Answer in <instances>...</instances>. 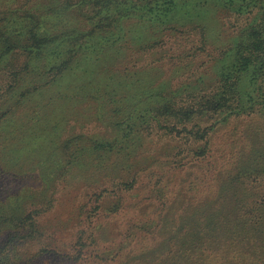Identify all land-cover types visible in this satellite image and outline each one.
<instances>
[{"label":"trees","instance_id":"1","mask_svg":"<svg viewBox=\"0 0 264 264\" xmlns=\"http://www.w3.org/2000/svg\"><path fill=\"white\" fill-rule=\"evenodd\" d=\"M229 14L244 19L232 32L220 20ZM242 119L264 123V0H0V177L43 184L0 199V238L44 240L50 218L40 216L58 191L57 205L64 195L77 203L86 188L93 211L109 202L103 210L116 213L144 173L183 160L160 161L165 151L186 148L201 167L208 139ZM90 122L103 131H76ZM250 130L241 139L251 148L204 170L217 175L213 223L162 204L161 238L172 243L163 264H222L234 250L241 257L232 264H264V139ZM187 136L195 142L186 147L168 142ZM165 181L150 188L157 199ZM13 247L0 250V264L40 255L14 261Z\"/></svg>","mask_w":264,"mask_h":264},{"label":"rangeland","instance_id":"2","mask_svg":"<svg viewBox=\"0 0 264 264\" xmlns=\"http://www.w3.org/2000/svg\"><path fill=\"white\" fill-rule=\"evenodd\" d=\"M220 20L222 29L228 32H232L244 21V19H238L233 14L221 15ZM175 45L174 43L169 48L170 51L175 49ZM246 127H250L251 132L259 133L264 139L263 122L251 119H242L241 124L231 122L229 126L216 133L212 140L208 139L211 143V150L208 153L207 161L200 164L201 167L191 165L193 156L186 148L181 149L179 152H177L178 150H173L171 152L173 154H167L165 151L160 157V161L172 159L174 154H176L175 158H182L183 160L181 162L168 163L162 169L154 168L152 172L144 173L136 188L125 194L123 208L116 213L104 211L109 207V202L103 204L104 210L100 208L93 211L96 203L93 202V198L88 199L87 197L93 191L82 187L84 190L80 188L81 190L77 192V203H73L71 195H64L65 198L63 197L61 205H57V200L64 194V192L58 191L52 195V198L54 197L52 201L53 207L40 216L42 219L50 218L47 221H42L47 223L42 227L44 240L41 239L40 243H33L34 240H31V242L30 240H22V238L12 240L10 234L5 233V236L0 238V250L8 251V248L14 245L12 253L8 255V259L21 260L23 262L28 258L32 260V255L39 253L40 255L36 256L29 264H89L92 262L94 264H147L148 262L150 264H163L172 243L168 242L169 238L166 239L167 242L161 238V232L166 230V225H169V223L165 224L164 220L160 218L161 213L166 212L162 204L165 201L169 202L170 199L171 202H175L169 210L171 214L184 215V212L188 211L189 215L194 218H192L194 223L196 221L203 224L213 223L218 213L213 202H208V200L216 194L217 186L215 187V183L217 181L215 182V180L217 175L215 176L213 173L205 174L204 170L208 168L209 164L216 162L229 163L235 160L237 157L235 152L239 147L241 145H249L247 140L241 139ZM76 131L96 134L102 132L103 129L97 126L96 123L90 122L85 124L83 128L76 127ZM160 142L162 141L157 139L155 148H157V145L162 144ZM168 142L178 145L179 143H184L186 147L195 141L187 136L185 138L169 137ZM248 147L251 148L250 145ZM157 174L160 177L162 175V178H157ZM208 175L212 178L208 179ZM166 179L171 181L169 188L165 189V193L161 196L162 198L157 199L150 192V188L156 181L166 184ZM21 187H30V189L37 192L42 190L43 184L41 185L35 175L19 180H14L10 177H0V199H3L8 194H16ZM207 187H210V190ZM177 191L179 194L176 193ZM86 209H89L87 215L91 211L93 212V214H90V218H81V216L75 218L76 213ZM63 214L64 217H61L60 222L56 223L59 218L57 216H62ZM70 214L79 223L71 222V218L67 220ZM53 216H56L55 221L52 219ZM190 216L185 215V217ZM184 218L179 220L181 223L177 221L176 225L177 228H181L183 231L189 225L183 220ZM163 223L165 225L164 228ZM63 224H68V226L64 227ZM49 229L54 230V233L49 232ZM50 242L54 243L56 247L48 246L47 244ZM192 252L201 254V251ZM141 253H151L152 256L155 254L156 256L151 261L149 259L143 260L142 257L139 259L134 258V255ZM218 255L223 256L222 254ZM211 256L215 255L211 254ZM227 257L228 259H224L222 264H228L229 262V264H232L241 255L239 251L234 250Z\"/></svg>","mask_w":264,"mask_h":264}]
</instances>
